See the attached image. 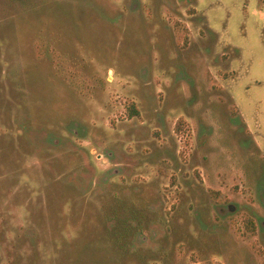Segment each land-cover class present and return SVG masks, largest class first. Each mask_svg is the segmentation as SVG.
I'll return each mask as SVG.
<instances>
[{
    "label": "rangeland",
    "instance_id": "rangeland-1",
    "mask_svg": "<svg viewBox=\"0 0 264 264\" xmlns=\"http://www.w3.org/2000/svg\"><path fill=\"white\" fill-rule=\"evenodd\" d=\"M0 264H264V0H0Z\"/></svg>",
    "mask_w": 264,
    "mask_h": 264
},
{
    "label": "trees",
    "instance_id": "trees-1",
    "mask_svg": "<svg viewBox=\"0 0 264 264\" xmlns=\"http://www.w3.org/2000/svg\"><path fill=\"white\" fill-rule=\"evenodd\" d=\"M130 109H131V111L136 112L134 108L131 107Z\"/></svg>",
    "mask_w": 264,
    "mask_h": 264
}]
</instances>
